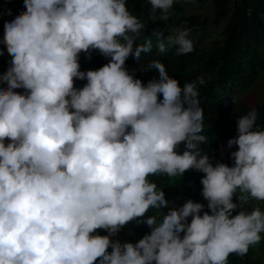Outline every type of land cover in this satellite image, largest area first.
I'll use <instances>...</instances> for the list:
<instances>
[{"label": "clouds", "instance_id": "obj_1", "mask_svg": "<svg viewBox=\"0 0 264 264\" xmlns=\"http://www.w3.org/2000/svg\"><path fill=\"white\" fill-rule=\"evenodd\" d=\"M146 2L153 19L159 11L167 20L174 2L182 6ZM14 4L26 11L4 25V55L13 59L0 74V264H229L230 255L243 257L264 239L259 207L233 215L236 196L239 207L264 202V129L253 130L255 108L228 141L239 148L235 166H213L200 147L207 142L203 78L181 87L159 59L147 69L159 79L146 86L127 71L130 56L152 51L150 39L136 46L145 25L127 0ZM153 34L160 53L168 45L177 55L195 50L186 28L166 40ZM90 50L109 62L96 69L79 59ZM191 169L205 174L202 195L212 214L188 200L159 222L148 216L169 207L150 177ZM133 221L151 233L135 244L112 240Z\"/></svg>", "mask_w": 264, "mask_h": 264}, {"label": "trees", "instance_id": "obj_2", "mask_svg": "<svg viewBox=\"0 0 264 264\" xmlns=\"http://www.w3.org/2000/svg\"><path fill=\"white\" fill-rule=\"evenodd\" d=\"M199 6L204 4L213 8L216 19L223 20V28H212L211 33L217 37L210 41L207 48L200 46L201 41L207 38L205 26L199 21L198 12L193 10L189 14L183 11V7L174 2L169 10L168 19L162 20L159 11L156 18H152L151 5L146 0H127L129 11L138 17L145 25V31L136 46L144 43V39L152 41V51L142 53L139 60L129 57L125 67L135 78L140 79L144 85L153 79L158 80L159 74L155 69L147 70L148 65L159 59L165 64L170 77L184 83H191L203 78L204 83L198 86L201 107L204 109L203 135L207 142L202 144L201 155H208L213 166L219 163L234 167L235 162L232 153L238 151L228 146L230 139L238 138V120L247 115L248 111L255 108L258 112L257 128L264 129V93L255 103H246L235 99L238 92L246 90L253 85L264 69V0H196ZM7 4V6H5ZM26 10L14 4V0H0V74L8 71L13 58L4 55L3 39L4 25L12 22L16 16ZM193 28L197 36L194 42V51L187 55H177V47L168 45V51L160 53L157 49V38L154 31L163 33L166 40L176 34L178 26L183 22ZM84 56L89 61H95V68L100 69L106 65L110 58L103 56L99 50H90L88 53H80L79 59ZM94 68V69H95ZM95 69V70H96ZM162 100V95L160 96ZM219 145L228 146L225 157L219 153ZM186 150L184 144L178 146L176 151L183 154ZM204 173L191 169L183 176L168 177L166 175L151 176L150 179L157 183L158 188L165 192L169 202L168 208L150 209L148 216L155 215L159 222L163 215H167L171 209L181 208L188 200L204 205V211L211 213L207 207L208 201L204 199L203 185L201 183ZM238 208L233 215L240 211L251 212L259 207L264 212V202L249 199L242 207H239L238 196L233 198ZM203 215V212L201 213ZM147 219V216L144 218ZM191 217L188 218V223ZM151 228L146 223L137 221L130 222L123 227L117 235L112 237L113 241L122 244L126 242L137 243L145 235L151 233ZM95 234L106 236L108 232L98 229ZM181 233V237H183ZM264 236V234H262ZM109 253L112 251L108 249ZM99 264V260L96 262ZM229 264H264V239L243 257L232 254Z\"/></svg>", "mask_w": 264, "mask_h": 264}, {"label": "rangeland", "instance_id": "obj_3", "mask_svg": "<svg viewBox=\"0 0 264 264\" xmlns=\"http://www.w3.org/2000/svg\"><path fill=\"white\" fill-rule=\"evenodd\" d=\"M180 4L183 7V11L186 12V14H189L193 10H196L198 12L199 21L204 24L206 34L209 36L207 38H204L203 41H201L200 46L203 48H207L209 46L210 41L214 40L217 35L212 34V28L222 29L223 28V20L222 19H216L213 8H211L209 5L204 4L203 6H199L198 2L195 0H178ZM179 28H186L190 30V39L194 42L197 41V36L195 33H193V28L188 25V22H183L178 26ZM263 57H264V47H263ZM1 84V83H0ZM23 91L26 93V90L23 89ZM264 93V69L260 71L257 81L251 85L250 87L246 88V90H243L241 92H238L235 99L239 101H244L248 104L255 103L256 100ZM234 149L239 150L238 145L232 146ZM228 146H222L219 145V153L221 157H225L226 152L228 151ZM109 235V234H107Z\"/></svg>", "mask_w": 264, "mask_h": 264}]
</instances>
